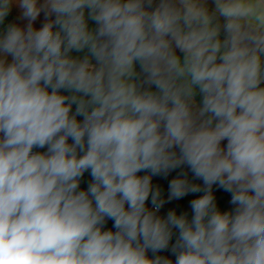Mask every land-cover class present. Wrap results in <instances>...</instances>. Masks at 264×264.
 Returning <instances> with one entry per match:
<instances>
[{"label": "clouds", "instance_id": "1", "mask_svg": "<svg viewBox=\"0 0 264 264\" xmlns=\"http://www.w3.org/2000/svg\"><path fill=\"white\" fill-rule=\"evenodd\" d=\"M0 264H264V0H0Z\"/></svg>", "mask_w": 264, "mask_h": 264}]
</instances>
